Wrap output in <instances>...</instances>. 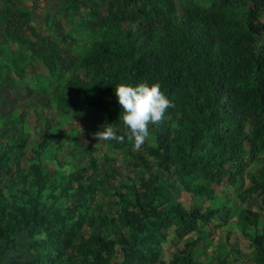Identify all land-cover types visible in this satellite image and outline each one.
Returning <instances> with one entry per match:
<instances>
[{
    "label": "trees",
    "instance_id": "1",
    "mask_svg": "<svg viewBox=\"0 0 264 264\" xmlns=\"http://www.w3.org/2000/svg\"><path fill=\"white\" fill-rule=\"evenodd\" d=\"M19 1L0 8L5 39L27 37L31 14ZM90 2L87 15L72 3L59 18L45 17L60 42L81 39L76 65L52 53L49 42L41 48L32 40L27 44L30 55L62 82L53 96L56 106L68 112L86 105L118 120L115 85L139 82L158 83L173 106L159 125H150L154 145L149 153L131 155L133 175L127 173V181L115 160L106 159L117 168L113 215L89 210L97 182L84 172L95 160L84 156L82 145L67 150L82 163L78 170L50 174L39 158L43 142L27 168L20 166L25 140L18 146L0 142V264L23 234L33 258L17 254L3 264H195L192 243L185 242L169 261L161 257L160 245L168 228L184 238L199 222L220 218V210L187 208L175 196L172 179L192 195L212 199L214 180L225 176L226 184L241 186L246 178L242 198L257 190L264 205V0H211L184 7L180 15L174 0ZM0 65L3 82L13 87L8 72L21 76V66L12 58ZM117 134H123L122 124ZM250 162L258 165L253 171L247 170ZM245 214L246 223L240 225L253 231L251 259L264 264L261 214L249 209ZM84 224L94 230L77 257L74 240Z\"/></svg>",
    "mask_w": 264,
    "mask_h": 264
},
{
    "label": "rangeland",
    "instance_id": "2",
    "mask_svg": "<svg viewBox=\"0 0 264 264\" xmlns=\"http://www.w3.org/2000/svg\"><path fill=\"white\" fill-rule=\"evenodd\" d=\"M9 0H0V8ZM100 4V0H20L21 9L31 14L29 23L25 26L27 37L21 40L4 38L0 31V62L9 58L15 59L21 66L22 75L14 70L8 73L13 78V87L3 82L5 69L0 65V142H13L18 146L22 140L25 144L20 148V166L27 168L34 156V150L39 148L40 162L44 171L50 174H66L78 170L82 163L68 156L67 150L76 145H82L84 156H91L94 166H88L85 176L96 180L97 191L94 200L89 204V210L95 213L113 215L116 207L113 203L112 190L117 181L112 175L117 170L110 167L107 158L114 159L119 167V176L127 181L126 174L133 175V167L129 163L131 155H147L154 141L150 137L142 148L136 151L132 145L120 146L116 141L96 140L94 133L112 124L118 131L121 123L115 118H105L93 111L89 106L77 105L71 111H62L54 103L53 96L60 91L61 80L51 73L41 60L30 55L27 48L29 40L36 42L41 48L49 42V50L61 55L68 64L74 66L82 53L81 39L78 44H64L46 26L45 17L55 15L59 18L64 7L75 3L83 15H87L86 5L91 2ZM177 14L191 4L209 5L211 0H174ZM87 3V4H86ZM84 4V5H83ZM74 15V14H73ZM75 16V15H74ZM41 34L45 39H41ZM83 39V38H82ZM16 146V147H17ZM249 158V156H248ZM264 165V158L262 160ZM256 163H249L248 171L257 168ZM183 182H185L183 180ZM175 196L188 208H219L220 218L209 222H199L196 228L184 238H177L174 227L167 230V239L160 245L161 257L169 261L173 255L179 254L185 242L193 244L195 264H221L228 261L232 264H256L251 259L253 246L251 244L252 228L241 229V223H246V210L258 211L259 231L264 232V205L260 203L258 191H252L246 199L242 198L244 189L248 187V179L244 178L242 185H228L225 176L213 181L211 189L213 198L195 196L188 192L180 180L172 179ZM228 212L227 217L224 214ZM94 228L84 224L79 229L74 240L75 256L86 251V244ZM30 239L25 235L19 237L18 247L4 257L2 263L11 260L17 254L33 258L34 253L29 246Z\"/></svg>",
    "mask_w": 264,
    "mask_h": 264
},
{
    "label": "clouds",
    "instance_id": "3",
    "mask_svg": "<svg viewBox=\"0 0 264 264\" xmlns=\"http://www.w3.org/2000/svg\"><path fill=\"white\" fill-rule=\"evenodd\" d=\"M113 90L120 107L118 120L123 134H117V129L108 124L94 136L96 140L118 143L127 140L134 150L139 151L150 137V125H159L164 120L172 102L158 83H117Z\"/></svg>",
    "mask_w": 264,
    "mask_h": 264
},
{
    "label": "crops",
    "instance_id": "4",
    "mask_svg": "<svg viewBox=\"0 0 264 264\" xmlns=\"http://www.w3.org/2000/svg\"><path fill=\"white\" fill-rule=\"evenodd\" d=\"M1 264H3V263H1Z\"/></svg>",
    "mask_w": 264,
    "mask_h": 264
}]
</instances>
